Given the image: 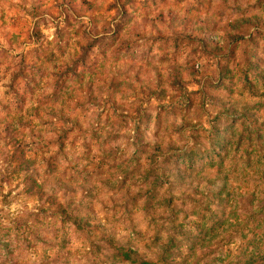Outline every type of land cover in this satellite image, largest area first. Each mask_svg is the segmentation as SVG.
I'll return each instance as SVG.
<instances>
[{
  "label": "clouds",
  "instance_id": "9594fccd",
  "mask_svg": "<svg viewBox=\"0 0 264 264\" xmlns=\"http://www.w3.org/2000/svg\"><path fill=\"white\" fill-rule=\"evenodd\" d=\"M3 8L0 264H131L120 249L139 264L264 256V141L237 124L216 146L217 110L198 84L181 93L170 75L208 63L185 40L195 27L214 25L224 46L229 25L264 19V7L76 0L72 11L61 0H10Z\"/></svg>",
  "mask_w": 264,
  "mask_h": 264
},
{
  "label": "rangeland",
  "instance_id": "374dc122",
  "mask_svg": "<svg viewBox=\"0 0 264 264\" xmlns=\"http://www.w3.org/2000/svg\"><path fill=\"white\" fill-rule=\"evenodd\" d=\"M23 2L29 3L31 0ZM155 2L152 0V3ZM195 2L202 5L207 0ZM241 2L247 0H233L237 6ZM5 3H10V0H0V29L3 28ZM61 3L66 9L76 10V0H61ZM81 3L87 4L88 0H81ZM256 6L264 7V0H256ZM178 22L182 23L173 17V23ZM214 27L205 23L193 29L198 34L195 37L191 34L185 36V40L193 45V51L206 57L208 63L200 69L193 65L183 72L173 70L170 74L172 86L181 93L189 82L200 86L203 102L217 110L212 121V137L216 146L226 142L237 124L257 140L264 141V44L261 43L264 40V19L242 17L229 25V43L224 46L215 39ZM113 86L117 87L118 84L114 82ZM169 171L177 183L186 179L174 164L169 167ZM26 183L31 186L29 190L35 187L30 177ZM119 258H128L131 264H139L138 259L124 249L119 250ZM116 264H119V259ZM236 264H264V256L245 251Z\"/></svg>",
  "mask_w": 264,
  "mask_h": 264
},
{
  "label": "trees",
  "instance_id": "16d2710c",
  "mask_svg": "<svg viewBox=\"0 0 264 264\" xmlns=\"http://www.w3.org/2000/svg\"><path fill=\"white\" fill-rule=\"evenodd\" d=\"M17 152H18L17 159L19 160L18 167L26 170L30 166V161L24 159L22 150L17 148Z\"/></svg>",
  "mask_w": 264,
  "mask_h": 264
}]
</instances>
